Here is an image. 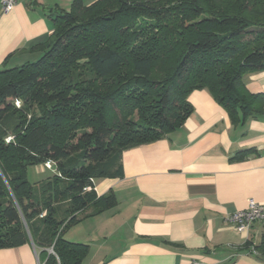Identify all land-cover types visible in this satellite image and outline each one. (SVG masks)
<instances>
[{
	"label": "trees",
	"instance_id": "trees-1",
	"mask_svg": "<svg viewBox=\"0 0 264 264\" xmlns=\"http://www.w3.org/2000/svg\"><path fill=\"white\" fill-rule=\"evenodd\" d=\"M52 21L37 62L0 70V250L84 264L89 245L66 234L117 205L96 182L181 129L192 93L208 90L235 126L264 113L243 81L264 71V0H73ZM48 163L56 173L32 184L29 169Z\"/></svg>",
	"mask_w": 264,
	"mask_h": 264
},
{
	"label": "crops",
	"instance_id": "crops-1",
	"mask_svg": "<svg viewBox=\"0 0 264 264\" xmlns=\"http://www.w3.org/2000/svg\"><path fill=\"white\" fill-rule=\"evenodd\" d=\"M72 4L26 0L4 13L0 2V70L39 59L32 48L50 38L52 19ZM243 81L264 94V71ZM189 101L195 111L181 129L125 151L123 177L96 182L98 196L113 192L117 205L66 234L89 245L84 264H264V255L246 249L264 243V223L240 234L229 222L250 200L264 205V113L235 126L208 90ZM247 150L253 153L235 159ZM0 264H38V257L26 244L0 250Z\"/></svg>",
	"mask_w": 264,
	"mask_h": 264
},
{
	"label": "built area",
	"instance_id": "built-area-1",
	"mask_svg": "<svg viewBox=\"0 0 264 264\" xmlns=\"http://www.w3.org/2000/svg\"><path fill=\"white\" fill-rule=\"evenodd\" d=\"M23 1L26 0H0L4 13L12 11L19 3ZM17 105L19 106L20 103H17ZM44 166L45 169L51 170L53 165L51 163H48ZM229 222L233 224L235 230L238 233H248V231L252 228L253 224H255L256 222L264 223V205L258 204L257 202L250 200L245 210L238 211L229 217ZM255 247L256 245L252 244V247L249 250L250 254L255 256H261V253ZM39 264L41 263L39 262ZM189 264H201V262L194 260Z\"/></svg>",
	"mask_w": 264,
	"mask_h": 264
},
{
	"label": "rangeland",
	"instance_id": "rangeland-1",
	"mask_svg": "<svg viewBox=\"0 0 264 264\" xmlns=\"http://www.w3.org/2000/svg\"><path fill=\"white\" fill-rule=\"evenodd\" d=\"M39 60V59H37ZM37 60H32L31 62H37ZM16 61V60H15ZM14 64H20V63H16L14 62ZM12 64V66H14L13 68H15L16 66H19V65H14ZM21 66V65H20ZM12 68V67H9V69ZM18 106V105H17ZM19 107V106H18ZM55 170V167L52 166V169L51 170H48V169H45V166H36V167H32L29 169L28 171V180L32 183V184H35V183H39V182H42L44 180H46L47 178H49L50 176H53L56 171H53ZM74 228V227H73ZM38 257V256H37ZM86 259V258H85ZM84 259V261H85ZM84 263V262H83ZM38 264H39V258H38Z\"/></svg>",
	"mask_w": 264,
	"mask_h": 264
}]
</instances>
